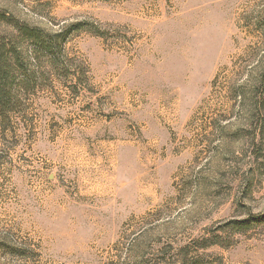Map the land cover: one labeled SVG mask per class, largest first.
<instances>
[{
	"label": "rangeland",
	"instance_id": "1",
	"mask_svg": "<svg viewBox=\"0 0 264 264\" xmlns=\"http://www.w3.org/2000/svg\"><path fill=\"white\" fill-rule=\"evenodd\" d=\"M1 14L80 27L0 116V264H264V0Z\"/></svg>",
	"mask_w": 264,
	"mask_h": 264
},
{
	"label": "trees",
	"instance_id": "2",
	"mask_svg": "<svg viewBox=\"0 0 264 264\" xmlns=\"http://www.w3.org/2000/svg\"><path fill=\"white\" fill-rule=\"evenodd\" d=\"M0 23L11 32L0 33V116L6 121L21 105L20 92L37 83L39 70L54 68L69 78L74 64L67 45L80 26L51 33L3 14Z\"/></svg>",
	"mask_w": 264,
	"mask_h": 264
}]
</instances>
